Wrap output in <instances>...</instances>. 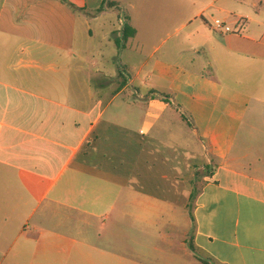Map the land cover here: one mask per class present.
I'll return each instance as SVG.
<instances>
[{
  "label": "crops",
  "instance_id": "obj_1",
  "mask_svg": "<svg viewBox=\"0 0 264 264\" xmlns=\"http://www.w3.org/2000/svg\"><path fill=\"white\" fill-rule=\"evenodd\" d=\"M65 1L0 0V195L22 184L0 264H264V0H150L136 19L188 24L123 15V66L34 75L26 60H71L79 24L92 39L122 8Z\"/></svg>",
  "mask_w": 264,
  "mask_h": 264
},
{
  "label": "rangeland",
  "instance_id": "obj_2",
  "mask_svg": "<svg viewBox=\"0 0 264 264\" xmlns=\"http://www.w3.org/2000/svg\"><path fill=\"white\" fill-rule=\"evenodd\" d=\"M116 1L121 4L122 8H120L119 10H114L111 19L108 22L103 21L99 26H97L95 22L92 23V39L88 37L87 30L85 29L84 25L79 24L76 35V42L78 48H81L82 50L77 49L75 51V57H72L71 60H69L67 57H64L65 63L60 62V60L58 59H55V61L52 62L48 60H40L37 57L34 58V62H31L28 59L25 61V63L31 64V67L34 66L40 68H34L33 70H31V73L34 75H41L45 77L61 75L62 73L74 74V68L83 66L84 73L88 74L89 76H96L98 74L97 71L103 68V66L101 65V58L99 56L100 53H104V61L107 68L113 67L117 69L118 67L123 66V63L121 62L122 51L126 45L123 42L121 32L118 31V29H120L121 27L120 18H123V15H126L128 18H133L135 19V21L138 20L139 22H141L140 24L143 25V28L167 27L170 29L168 32H172L175 28L180 27L183 23L185 24L187 22L188 24L189 19L186 16L183 17L184 19H171L169 17L171 11L170 9L166 11V8L162 9L164 12L160 13L156 17H151L147 19L138 17L136 19L137 12H142L145 10L147 11L151 9L158 11L160 10L158 4L153 3L150 0ZM109 30L110 33L105 35V33ZM134 32L135 35L136 30ZM140 32H142L141 28ZM185 32L186 30H182L181 35H184ZM165 37L166 35L163 34L157 35L152 38L151 42L149 43V47L146 51L147 56L151 55L154 52V58H162L165 49L168 48L173 42V40H168L166 43L163 44L162 47H160L163 38ZM157 47L158 49L155 51ZM80 57H82V59H79ZM200 61L201 63L198 65V68L202 69L207 64L206 56H202L200 58ZM66 62L71 63V70H69V66H66ZM20 68L21 66H19L16 61H14L12 69L9 71V73L17 75L18 72L22 70L21 69L20 71H18ZM208 72H210V70H208ZM23 73H30V70L25 69ZM9 184L10 183L6 181L5 186ZM12 186L13 193L11 195H9L6 190L5 193H2V195H0V203L3 202V204L0 206V252L3 251L6 248V245L8 244L5 239L10 238V243L21 229V210L18 209V203H21L22 184L20 182L19 176H13ZM9 200L12 202L13 205V209L10 211V213L8 211ZM7 221L8 225L6 224ZM186 259L195 261V258L186 257ZM199 264L202 263L199 262Z\"/></svg>",
  "mask_w": 264,
  "mask_h": 264
},
{
  "label": "trees",
  "instance_id": "obj_3",
  "mask_svg": "<svg viewBox=\"0 0 264 264\" xmlns=\"http://www.w3.org/2000/svg\"><path fill=\"white\" fill-rule=\"evenodd\" d=\"M64 2H66V3H68L67 1H65V0H63ZM73 9H75V6L73 5V4H71V3H68ZM114 3L113 2H111V3H109V1L108 0H105L104 2H103V5L97 10V12H101V11H103V10H105L106 8H108L107 7V5H113ZM135 30L130 26V25H126L125 26V28H124V33H123V42L124 43H126V41L130 38V37H132L133 35H134V32ZM195 196H196V194L193 192L192 193V195H191V197H192V199H194L195 198ZM194 249V248H193Z\"/></svg>",
  "mask_w": 264,
  "mask_h": 264
},
{
  "label": "built area",
  "instance_id": "obj_4",
  "mask_svg": "<svg viewBox=\"0 0 264 264\" xmlns=\"http://www.w3.org/2000/svg\"><path fill=\"white\" fill-rule=\"evenodd\" d=\"M244 24V21H242V24L239 27L233 28L230 25H227L224 21L218 19L214 21V29L224 33L241 34Z\"/></svg>",
  "mask_w": 264,
  "mask_h": 264
}]
</instances>
